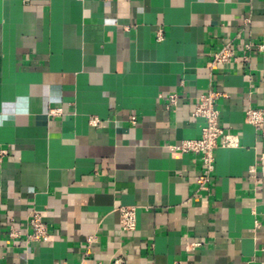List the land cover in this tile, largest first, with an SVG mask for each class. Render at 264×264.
<instances>
[{
    "label": "crops",
    "instance_id": "crops-1",
    "mask_svg": "<svg viewBox=\"0 0 264 264\" xmlns=\"http://www.w3.org/2000/svg\"><path fill=\"white\" fill-rule=\"evenodd\" d=\"M263 30L264 0H0V264H264ZM210 88L237 143L200 188V154L167 146L201 136Z\"/></svg>",
    "mask_w": 264,
    "mask_h": 264
},
{
    "label": "built area",
    "instance_id": "built-area-1",
    "mask_svg": "<svg viewBox=\"0 0 264 264\" xmlns=\"http://www.w3.org/2000/svg\"><path fill=\"white\" fill-rule=\"evenodd\" d=\"M246 22L248 20H245ZM264 31V30H263ZM246 49H250V44H245ZM237 56L230 44H223L217 51L211 54L210 60L207 61L206 66L210 70L215 69L219 64L229 63L235 61ZM225 96V93L210 88L206 93L198 97L195 108L192 112L194 117L203 118L205 125L202 128L201 136L199 138L182 140L178 144L168 145V149L172 153H194L200 154L203 165L202 174L198 177L197 183L200 188H204L209 173L214 168V150L218 146L229 147L237 143V137L233 134L226 133L219 124V110L217 108V100ZM168 105L174 107L177 105L178 97L171 93L167 95ZM62 113L61 108H52L48 111V115L56 116ZM264 107L254 108L249 107L244 114V121L251 124L264 138ZM130 121L135 123L136 118L130 117ZM90 123L97 124L95 119L90 120ZM2 155L0 154V160ZM253 170V168H251ZM119 219L118 224L124 231H133L136 226V207L135 206H120L118 207ZM26 239L30 241L45 242L50 235L47 230V225L44 222L39 212L33 210L27 217V233ZM19 236V232L13 227L10 228L9 238ZM260 250L264 253V244L260 245ZM101 264V263H96ZM112 264H122L121 259H116Z\"/></svg>",
    "mask_w": 264,
    "mask_h": 264
}]
</instances>
